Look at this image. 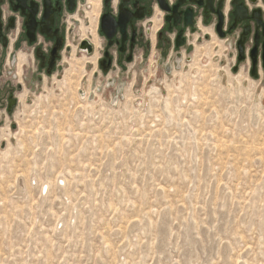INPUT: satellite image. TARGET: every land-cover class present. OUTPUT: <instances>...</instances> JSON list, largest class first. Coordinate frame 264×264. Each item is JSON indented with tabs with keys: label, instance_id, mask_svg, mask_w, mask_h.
I'll list each match as a JSON object with an SVG mask.
<instances>
[{
	"label": "rangeland",
	"instance_id": "obj_1",
	"mask_svg": "<svg viewBox=\"0 0 264 264\" xmlns=\"http://www.w3.org/2000/svg\"><path fill=\"white\" fill-rule=\"evenodd\" d=\"M81 63L3 131L0 264H264V74L226 40Z\"/></svg>",
	"mask_w": 264,
	"mask_h": 264
},
{
	"label": "flooded vegetation",
	"instance_id": "obj_2",
	"mask_svg": "<svg viewBox=\"0 0 264 264\" xmlns=\"http://www.w3.org/2000/svg\"><path fill=\"white\" fill-rule=\"evenodd\" d=\"M208 40L229 43L234 71L247 64L262 77L264 0H0V142L19 108L31 110L50 80L79 73L82 60L92 78L111 81L150 60L169 71Z\"/></svg>",
	"mask_w": 264,
	"mask_h": 264
},
{
	"label": "bare ground",
	"instance_id": "obj_3",
	"mask_svg": "<svg viewBox=\"0 0 264 264\" xmlns=\"http://www.w3.org/2000/svg\"><path fill=\"white\" fill-rule=\"evenodd\" d=\"M6 152V151H5Z\"/></svg>",
	"mask_w": 264,
	"mask_h": 264
}]
</instances>
